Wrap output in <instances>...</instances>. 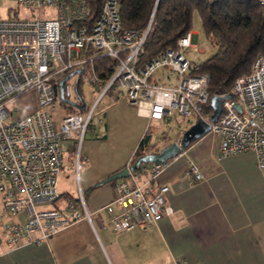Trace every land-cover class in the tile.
Listing matches in <instances>:
<instances>
[{"label": "built area", "instance_id": "built-area-1", "mask_svg": "<svg viewBox=\"0 0 264 264\" xmlns=\"http://www.w3.org/2000/svg\"><path fill=\"white\" fill-rule=\"evenodd\" d=\"M5 7L36 12L34 17L15 12L0 18V240L3 237L15 247L47 242L75 221L91 219L81 193L67 197L61 205L42 207L62 196L56 186L62 142L71 134L82 137L93 116V108L71 113L54 126L47 108L57 105L59 92L53 79L58 74L81 68V78L94 83L101 94L120 85L129 103L150 120L173 115L206 118L202 108L210 97L208 74L197 72L199 63L184 53V49L203 50L191 29L178 38L175 48L138 63L152 28L153 11L142 29L121 30L115 0L103 2L90 26L83 23L84 0H8ZM41 7L49 11L48 17L38 15ZM99 55L117 61L108 78L96 71L94 58ZM30 89L36 92V108L15 116L7 103ZM230 92L232 97L221 100L222 110L210 122L209 131L216 140L209 157L219 160L251 151L264 177V52L256 56L248 73L235 78ZM180 152L161 162H141L116 179L114 197L95 210L105 214L103 224L119 234L172 215L174 209L165 199L169 186L159 184L150 191L149 182ZM76 165L79 168L81 163ZM186 170L197 180L205 178L201 163L190 161Z\"/></svg>", "mask_w": 264, "mask_h": 264}, {"label": "crops", "instance_id": "crops-1", "mask_svg": "<svg viewBox=\"0 0 264 264\" xmlns=\"http://www.w3.org/2000/svg\"><path fill=\"white\" fill-rule=\"evenodd\" d=\"M124 105L142 136L145 120H152L129 102ZM173 116L153 121L152 140L159 132L168 140L160 148L194 121ZM215 140L210 131L191 140L149 182L150 191L159 184L169 186L165 199L172 215L119 234L103 224L105 214L95 210L114 197L116 179L100 185L94 181L129 165L130 158L101 175L87 173L83 182L80 177L78 192L91 219L81 218L39 244L11 247L2 237L0 264H264V177L251 151L210 159ZM190 161L202 164L204 179L186 170Z\"/></svg>", "mask_w": 264, "mask_h": 264}, {"label": "trees", "instance_id": "trees-1", "mask_svg": "<svg viewBox=\"0 0 264 264\" xmlns=\"http://www.w3.org/2000/svg\"><path fill=\"white\" fill-rule=\"evenodd\" d=\"M84 1L87 16L83 23L90 26L105 0ZM115 2L121 30L142 29L153 11L152 28L139 52V64L167 48H175L178 38L192 28L193 11L197 10L205 37L212 44H216L215 50L199 62L196 70L209 76L207 87L209 97L230 92L235 78L248 73L256 56L264 52V4L258 0H115ZM94 64L98 75L108 78L117 61L109 56L99 55L94 58ZM68 73L67 70L58 74L53 80L58 82ZM202 110L204 116L211 113L209 101L204 104ZM153 131L154 125H148L131 156L130 164L141 154L159 151V140H152ZM67 197L76 198L70 195Z\"/></svg>", "mask_w": 264, "mask_h": 264}, {"label": "rangeland", "instance_id": "rangeland-1", "mask_svg": "<svg viewBox=\"0 0 264 264\" xmlns=\"http://www.w3.org/2000/svg\"><path fill=\"white\" fill-rule=\"evenodd\" d=\"M7 2L8 0H0L2 5L0 7V18L12 15L15 12L21 17H34L36 15V12L30 11L26 7L8 9L5 7ZM48 14L49 11L46 8L41 7L39 9L38 15L40 17L46 18ZM192 17L191 30L197 36V44L203 50L193 52L189 49H184V53L187 57L199 63L215 50L216 44H212L205 37L197 10L194 9ZM71 70H68V72ZM157 73H159V70H157L155 75ZM76 77V74H74L64 83L65 89L68 87V92H65V96L72 100H74L76 94L74 89ZM78 89L85 103L84 109L66 106L59 97L55 107L47 108V112L54 126H59L61 118L71 113H85L93 108V116L90 126L82 137L77 134H71L63 141L62 162L56 183L57 190L62 196L54 203L42 206L44 208L51 205H61L69 195L79 196L78 187L80 177L83 182L87 173L101 175L108 169L119 165L121 162L127 159L129 160L141 138V134L139 137L137 136V127H135L133 120L131 121L125 112L126 108L124 103L126 104L129 101L124 96V87L120 85L114 86L110 92L101 94V90L94 83L80 78ZM36 97L35 90L30 89L20 95L17 100L8 102L7 107L13 111L15 116L19 115L36 108ZM121 100H123L122 103ZM209 115H205V117L208 118ZM172 118L173 122H176V117L173 116ZM145 121L146 127L154 123V120L149 123L147 120ZM162 135L164 134L159 132L155 136V139L159 140V145L168 142V140H162ZM170 136H173V133ZM176 138L179 139V137ZM77 161L81 163L79 168L76 165ZM107 175L98 180L103 179ZM98 180L94 182L96 183Z\"/></svg>", "mask_w": 264, "mask_h": 264}, {"label": "water", "instance_id": "water-1", "mask_svg": "<svg viewBox=\"0 0 264 264\" xmlns=\"http://www.w3.org/2000/svg\"><path fill=\"white\" fill-rule=\"evenodd\" d=\"M74 74H76L77 76L75 80L74 89L78 100H72L65 96L66 95L65 92L66 91L68 92V87H66L67 89H65L64 83L68 78H70ZM81 74H82L81 68H74L57 82L60 100L64 102L66 105L78 109L85 108L84 100L78 89V83ZM226 97H232V93L228 92L226 94H214L210 96L209 104L211 107V113L208 116V118L198 117L186 129L182 131L179 139L169 142L165 146L161 147L158 152H148L139 155L132 164L125 165L122 168L110 173L109 175L99 180L95 184L100 185L106 182H110L114 179L125 177L128 175L129 169L131 170L135 169L141 162H161L169 157H172L176 153L180 152L183 148L189 145L191 140L201 137L210 130V122L215 121L219 116L222 110L221 100Z\"/></svg>", "mask_w": 264, "mask_h": 264}, {"label": "flooded vegetation", "instance_id": "flooded-vegetation-1", "mask_svg": "<svg viewBox=\"0 0 264 264\" xmlns=\"http://www.w3.org/2000/svg\"><path fill=\"white\" fill-rule=\"evenodd\" d=\"M74 100H78L77 95L75 94Z\"/></svg>", "mask_w": 264, "mask_h": 264}]
</instances>
